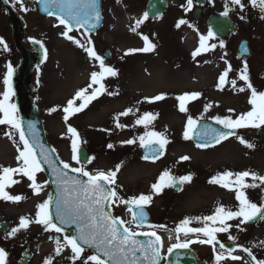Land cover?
I'll use <instances>...</instances> for the list:
<instances>
[{
	"label": "rangeland",
	"instance_id": "1",
	"mask_svg": "<svg viewBox=\"0 0 264 264\" xmlns=\"http://www.w3.org/2000/svg\"><path fill=\"white\" fill-rule=\"evenodd\" d=\"M9 1L25 19L27 35L38 39L46 50L45 60L34 69L30 82L34 87L33 96L48 141L60 159L70 162L73 167L83 166L90 172L115 171L119 166L116 183L111 186L117 189L121 198L126 200L140 194L153 196L151 203L147 205L153 216L150 225L164 227L153 228L148 225L138 228L133 225V228L160 233L166 248L183 243L186 239L204 238L202 234L185 236L184 233H177L175 229L185 218L211 215L219 205L235 209L239 203L235 199L234 191L209 183V180L225 171H249L264 175V125L260 136L256 135L254 127L241 128L237 134L207 147H198L191 139H184L189 116L195 121L215 116H232L235 119L239 114L251 110L248 103L250 90L238 91L245 86L239 79L245 62L251 83L258 91H264V12L259 7L252 6L250 0H242L245 5L243 10L238 5H233L231 0H207L202 15L197 19L192 18L191 14H184L185 9L189 13L195 7V0H192L190 8L187 0H169L170 7L166 13L159 18H147L136 32L132 28L137 20L144 17L146 0H103L104 23L97 33L86 34L81 30H74L69 35L86 45L90 38L97 54L104 58L107 66L115 68L118 75L106 77L103 83L107 92L92 101L82 112L71 117L67 123L63 120V107L76 91L87 87L93 71H100L99 62L62 35L65 28L57 19L52 16H39L36 0H21L20 3ZM226 9L237 22V32L226 40L213 36L206 44H214L216 47L193 57L192 53L200 47V37L206 36L210 31L205 22L206 15ZM181 19L186 23L176 27ZM143 35L149 37L155 49L130 53V49L145 47ZM240 37H246L250 41L253 54L249 58H241L235 52V45ZM0 38L7 45L5 49L0 44V100H3V94L7 90L4 79L8 66H14L19 53L14 48L11 28L1 6ZM221 41L224 42V47L220 46ZM106 48L111 51L110 58L104 55ZM229 65L231 71L226 77L228 82L221 89L218 87L219 77ZM233 79L237 81L236 88L230 83ZM193 92L201 93L200 97L187 102V111L181 112L180 102L176 97ZM108 93H116V97ZM161 94L165 96L163 100H151ZM8 103L13 104V95ZM208 104L212 107L205 111V105ZM54 107L57 111L50 112ZM129 108L133 112L120 116L118 121L125 127H117L115 117ZM229 109L234 111L230 112ZM144 113L155 115V119L147 127L136 123ZM0 118H3L2 112ZM69 124L79 132L80 144L86 146L91 163L78 165L71 160L72 138L67 132ZM147 131L164 133L169 141L165 145L164 155L157 160H147L140 155L141 145L138 138ZM6 133H11V137ZM239 137H243L254 147L248 148L241 144ZM129 139H135L136 142L131 145L124 143ZM109 144L113 147L109 148ZM18 148H22L19 133L10 125H0V165L18 167ZM184 156L190 159H181ZM165 170L179 177L190 175L192 179L184 182L182 191L178 193L166 187L160 194H156L152 185L158 182ZM20 180V190L24 195H13H20L23 199L19 202L1 199V202L4 201L1 204L2 215L9 222L8 229L4 233L0 232V248L5 252H10L6 237L10 236L13 228L19 227L22 217L35 219L36 206L47 199L49 192L48 189H42L37 195L29 187L31 181L27 177ZM44 180L43 171L38 172L37 183ZM246 181L252 183L251 178H246ZM245 192L251 201L257 204L264 202V187L248 188ZM112 206L118 216L130 220V213L126 212L122 203L117 201ZM229 223L233 227L229 232L217 233V240L229 239V235L235 237V241H231L237 247L232 254L240 259L228 258L221 264H254L244 251L245 248L251 249L257 260H264V246H261L264 241V220L249 225L242 224L239 228L235 227L239 220ZM202 226L195 219L189 225ZM16 234L17 237H14L17 245L13 246L11 253L17 257L22 248H28L31 251V264H45L48 259H51L52 264H72L69 259L72 255L70 248H65L60 255L56 254L55 238L59 237L63 242V235L68 233L45 231L42 225L33 222L27 229L21 228ZM191 245L202 255L214 254L211 264H216L215 255L224 251L219 244L215 245V252L212 245L199 242ZM87 254L92 253L86 250L85 255ZM76 264H80V261Z\"/></svg>",
	"mask_w": 264,
	"mask_h": 264
},
{
	"label": "snow or ice",
	"instance_id": "2",
	"mask_svg": "<svg viewBox=\"0 0 264 264\" xmlns=\"http://www.w3.org/2000/svg\"><path fill=\"white\" fill-rule=\"evenodd\" d=\"M8 3L9 0H4ZM16 3H20L21 0H15ZM44 5V10L58 9L60 15L56 18L60 25H63L65 31L62 35L75 43L78 47L84 49L88 56L99 62L100 71H93L90 74V83L85 88H81L74 96L69 99L62 111L64 113L63 120L65 123L69 121L71 117L82 112L86 109L92 101L99 98L107 92L106 86L103 81L106 77H115L118 75V71L105 64L104 58L97 54L92 41L89 38L87 45L69 33L74 30L79 31L81 28H86L88 31L97 27L101 20V12L98 4V0H40ZM233 5H238L241 10L245 5L242 0H231ZM250 3L254 7H259L261 12H264V0H250ZM188 7L192 5V0H187ZM23 8V5L21 4ZM49 15H56L54 11H49ZM224 16L228 15L226 9L223 13ZM148 18V14L145 13L142 19L136 21V25L132 28L133 32H136L137 28L144 23ZM244 19V17H241ZM264 19V17H262ZM186 21L181 19L176 27H180L181 24H185ZM214 36L212 31H209L206 36L200 37V47H198L193 53V57L200 55L202 52L208 51L209 48H215L216 46L207 45L206 42ZM145 42V47L141 49H130L129 52H149L155 49V45L150 42L149 37L142 36ZM35 43L43 44L40 41H34ZM0 44H3L5 49L7 45L0 38ZM220 46L224 47V42H220ZM245 51L247 49L245 48ZM46 56V50H45ZM14 69L11 65L8 66V73L4 79V84L7 86V90L4 92V99L0 100V112L3 113V118H0V125H10L19 133V140L22 142V148H18L19 155L16 157L18 161V167H4L0 166V199L19 202L23 199L20 195H10L5 189L12 185L17 184L19 181L13 179V174H19L23 177H27L31 184V187L35 194H39L43 186L36 181V174L44 171V165L47 164L51 168L55 176L58 192L55 200V212L52 211V196L49 195L47 199L39 203L36 208L35 219L31 220L27 217H22L19 222L18 228H13L9 235H14L21 228L27 229L31 223L42 225L45 231H54L55 233H63V226L76 227V234L63 235V242L61 238L56 237V254L60 255L65 248H70L72 255L69 259L72 264H76L80 261V264H140L141 259L146 260L148 264H158L160 259V248L158 245L162 244L161 237L152 232H137L130 227L125 226L126 222L120 217L113 216L111 212L106 210V206L109 203H119L129 205L128 211L132 213V220L136 223L137 227L142 228L147 220V214L144 211V206L151 203L153 196L151 194H140L139 196H133L129 199H123L119 196L116 188L111 187L116 183V174L119 170V166L115 171H101L90 172L85 170V167H73L70 162L60 161L62 168L56 166V161L52 158V153L56 150L46 149L43 144L39 142V138L36 135L35 124L29 123V130L32 132L33 141L30 142L26 138L25 132L22 127V121L18 115V109L15 104L8 103L10 96L13 94L11 90V77ZM231 66L224 71L219 77V85L221 87L228 82L226 77ZM239 79L244 82V87L238 89L239 92L250 90V97L248 103L251 105V110L245 113L239 114L235 119L232 116H215L213 119L217 124H220L225 129L234 130L241 128H260L264 125V91H258L250 81L248 65L245 62L243 69L240 71ZM233 88H236L237 81L235 79L230 81ZM98 87H93V86ZM109 95H115L116 93H108ZM201 93H185L176 97L179 103V110L186 112V103L199 98ZM165 96L163 94L152 97V101L163 100ZM148 99V98H146ZM79 101V103H77ZM212 105H205V111L211 108ZM50 112L57 111V108H52ZM229 111H234L229 109ZM133 112L132 108L119 113L115 119L117 120V127L123 128L125 125L120 124L119 117L127 116ZM155 119V115L152 113H144L139 119L136 120L137 124H142L147 127ZM196 121L191 116L188 117L186 131L184 132V139H191L190 133L195 129ZM209 131L213 134L212 139L219 143L223 139H227L233 135L232 131H220L215 128L204 129L203 135L207 136ZM67 132L71 134L72 138V157L71 160L76 164H81L79 156L80 148V134L75 127L68 125ZM11 137V133H6ZM141 147H151L153 144L159 145L158 148L152 149L154 152L153 159H158L163 154L164 147L169 143L164 133L155 131H147L143 136L139 138ZM240 143L246 145L248 148H253L254 145L246 141L243 137H239ZM135 139H129L124 141L126 144H134ZM198 147H207V144H198ZM109 148L113 145L109 144ZM36 148L40 149L39 156L36 154ZM148 159L147 156L144 157ZM94 159V157H93ZM181 159L188 160L190 157L184 156ZM91 163V160L88 161ZM76 173V176H69L68 172ZM80 177H86L87 179H81ZM246 178H251L252 183H248ZM181 183L190 182L192 177L182 176L178 178ZM177 181L176 177H173L169 171L165 170L159 177L158 182L152 185V189L156 194H160L164 188L174 186ZM209 183L220 185L221 187L235 192V199L239 202L235 209L226 208L223 205H219L215 208L213 214L195 217L185 218L175 229L177 233H184L185 236L189 234H202L204 238L186 239L183 243L173 245V247L187 248L190 244L199 242L201 244L212 245L215 252V245L219 244V247L223 249L215 255L216 264H221L228 258L232 260H238L240 257L234 256L232 253L234 248H226V246L217 240V233L229 232L233 227L229 221L239 220V224L235 227L239 228L240 225L246 224L250 221L260 218L264 220V202L257 204L251 201L246 195L245 190L248 188L264 187V175H258L255 172L242 171L231 172L225 171L213 176ZM199 221L202 227H189L192 220ZM150 227H164L163 225H150ZM155 237V239L140 240L137 236ZM229 240L235 241V237L229 235ZM261 246H264V241L261 242ZM87 249H95L92 254L86 253ZM172 248H169V252ZM244 251L254 261V264H264V260H257L253 255L251 249L245 248ZM140 253V256H137ZM226 253V255H225ZM7 253L3 248H0V264H6ZM105 257L106 259H102ZM45 264H52L51 259L45 261Z\"/></svg>",
	"mask_w": 264,
	"mask_h": 264
},
{
	"label": "water",
	"instance_id": "3",
	"mask_svg": "<svg viewBox=\"0 0 264 264\" xmlns=\"http://www.w3.org/2000/svg\"><path fill=\"white\" fill-rule=\"evenodd\" d=\"M2 5L4 6L6 13L8 15L10 24L12 26V34L15 46L17 50L21 53L19 61L17 65L14 67V71L11 77V83L13 87V93H14V102L16 105V108L18 109V115L20 120L22 121V127L25 132L26 138L29 139L30 142L33 141V135L32 132L29 130V123L35 124V131L36 135L39 138V142L44 145L46 149H53V147L50 145V143L47 140L45 129L43 126V121L38 113L37 104L32 97L33 92V86L30 82L31 75L33 72V68L35 66H38L43 58H44V50L41 47V44L35 43L34 39H28L25 37L24 34V26L25 22L22 19V17L15 12V10L11 7L10 4L5 3L4 0H0ZM38 11L41 15L48 14L49 11H54L56 13L55 16L60 15L58 9H49L48 11L44 10V5L38 0ZM204 3V0H197V4L202 5ZM98 4L100 7L101 0H98ZM168 7L167 0H147L146 3V13L149 17L158 16L161 13H163ZM101 12V7H100ZM194 17L199 16V9H196L193 13ZM103 22V16L101 12V20L100 23L97 25L96 28L88 31L86 28H82L87 32H95ZM207 24L211 28V30L221 36L226 37L229 33L234 32L236 30V25L232 18L230 16H224L223 13H211L207 18ZM27 41L30 43L33 49H29L25 47L22 43V41ZM245 48L247 51H245ZM237 53L248 57L251 54V49L249 47L248 40L243 38L241 39L236 47ZM106 56H109V52H105ZM211 129L215 128L220 131H232L233 133L236 132L237 129L229 130L223 128L222 125L217 124L215 121L212 120H199L196 123L195 129L191 132V137L197 144H212L215 143V141L212 139V133L209 131L208 135H203L204 129ZM261 133V130H258V134ZM159 145L153 144L151 147H142V155L148 158H153L154 152L152 149L158 148ZM40 149L36 148V154L39 156ZM52 158L56 161V166L58 168H62V165L60 164V159L56 153L51 154ZM79 156L81 163H86L89 154L86 150V148L81 145L79 148ZM44 172L47 177V181L43 184V186L49 187L50 194L52 196L53 204H52V211L55 212V200L57 197L58 187L57 183L55 181L54 173L52 172L51 168L48 167L47 164L44 165ZM69 176H76V173L68 172ZM81 179H87L86 177H80ZM183 186V183L179 181L177 178V181L174 186H171L174 191L181 190ZM125 207H129V205H125ZM106 210L111 212L112 209L110 203L106 206ZM144 211L147 214V220L145 223H148L151 220V215L148 212V210L144 206ZM113 215V214H112ZM260 218H257L256 220H259ZM256 220L250 221L248 223H252ZM64 231L69 232L71 235L76 234V227L75 225L72 226H63ZM155 239V237H147V236H137V239L140 240H147V239ZM158 247L162 248V244L158 245ZM172 251L166 253L165 255V261L162 264H206L203 260H201L196 251L192 249L191 247L187 248H180V247H171ZM87 249V248H86ZM93 253L95 252V249H89ZM137 256H140V253H137ZM102 259H106L105 257H101ZM162 260V254L160 252V259L158 261V264H161ZM28 252L27 250H24L22 252L21 257L19 258L18 264H28ZM140 264H148L146 260L141 259Z\"/></svg>",
	"mask_w": 264,
	"mask_h": 264
},
{
	"label": "flooded vegetation",
	"instance_id": "4",
	"mask_svg": "<svg viewBox=\"0 0 264 264\" xmlns=\"http://www.w3.org/2000/svg\"><path fill=\"white\" fill-rule=\"evenodd\" d=\"M192 10L189 11V13H188V10L185 9V13H184L185 16L187 14H191ZM201 14H202V12H201ZM0 166H2V165H0ZM3 166H5V165H3ZM9 167H11V166H9ZM20 176L21 175H19V174H13V179H15V180H17L19 182L17 184H15V185H12V186L7 187L5 189V191H7L10 195L11 194L13 195L14 193H19L22 196L24 195V192L22 190H20V188H22L21 185H20V181H21L20 180V178H21ZM0 202H1V199H0ZM3 202L0 203V228L3 225V223H2L3 221H5V223L7 224V228H8L9 227V222L7 221V218L2 215L3 214L2 213L3 210H2L1 204H3ZM5 231H0V232L4 233ZM14 236L17 237V234L15 233V235H10V236L6 237L7 244H10V247H9L10 248V252L6 251V253H7L6 264H17V259H18L17 255L14 254V253H11V251L13 249V246L15 247L17 245V240H16V238ZM205 258L207 259L208 264H211V262L214 261V254L205 255Z\"/></svg>",
	"mask_w": 264,
	"mask_h": 264
},
{
	"label": "bare ground",
	"instance_id": "5",
	"mask_svg": "<svg viewBox=\"0 0 264 264\" xmlns=\"http://www.w3.org/2000/svg\"><path fill=\"white\" fill-rule=\"evenodd\" d=\"M114 97H116V94L115 95H113Z\"/></svg>",
	"mask_w": 264,
	"mask_h": 264
}]
</instances>
